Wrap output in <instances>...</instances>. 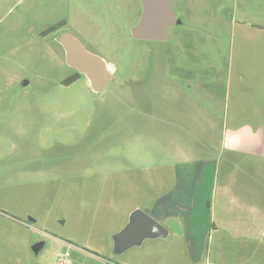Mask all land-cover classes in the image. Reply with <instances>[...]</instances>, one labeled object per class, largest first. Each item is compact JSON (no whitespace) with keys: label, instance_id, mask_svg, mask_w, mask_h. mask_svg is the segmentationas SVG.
I'll return each instance as SVG.
<instances>
[{"label":"rangeland","instance_id":"obj_1","mask_svg":"<svg viewBox=\"0 0 264 264\" xmlns=\"http://www.w3.org/2000/svg\"><path fill=\"white\" fill-rule=\"evenodd\" d=\"M171 8L180 24L149 42L131 34L137 0H0V264H255L247 258L264 254L252 242L264 228V156L234 161L258 143L246 128L264 144V0ZM60 22L115 67L100 92L83 75L63 85L75 70L41 37ZM135 209L168 234L115 254Z\"/></svg>","mask_w":264,"mask_h":264},{"label":"water","instance_id":"obj_2","mask_svg":"<svg viewBox=\"0 0 264 264\" xmlns=\"http://www.w3.org/2000/svg\"><path fill=\"white\" fill-rule=\"evenodd\" d=\"M142 11L137 23L132 27L131 34L136 40L166 41L167 30L176 21L169 0H140ZM56 41L62 47L65 63L78 74L83 75L92 92H100L114 76L115 67L103 58L90 53L69 32L57 36ZM26 83L24 82L23 85ZM33 222V220H31ZM168 232L148 214L140 209L131 212L125 227L113 235V253L121 254L133 246H139L144 240L165 238ZM43 242L32 246V252L38 254Z\"/></svg>","mask_w":264,"mask_h":264},{"label":"crops","instance_id":"obj_3","mask_svg":"<svg viewBox=\"0 0 264 264\" xmlns=\"http://www.w3.org/2000/svg\"><path fill=\"white\" fill-rule=\"evenodd\" d=\"M167 97H169V98H171L172 99V97L173 96H167ZM168 98V99H169ZM170 100V99H169ZM163 103H162V105H164V103L165 102H168L167 101V99H163V100H161ZM178 109V108H177ZM161 111H162V109H161ZM179 111V110H178ZM260 129V128H259ZM258 128L257 129H255V130H252L251 128H246V130H243V133H242V135L244 136V137H246V136H254L253 137V140H255L256 142H258L256 145H250V148H248V150H247V146H244V147H242V148H240L239 150H237V153L236 152H234L235 153V155H234V157H236V159L234 160V161H237L239 158H240V156L241 155H249L250 156V154L251 153H253V155H254V157H258L259 159H260V157H263L264 156V154L262 155V153H261V150H259V148H262L263 146H264V144H261V145H259V143L261 142V141H263V139L261 138V137H259V136H257V135H259V134H263V132H262V130H259ZM210 131H212L211 129H210ZM250 132H252V133H250ZM229 150H231V149H229ZM238 155V156H237ZM226 158H225V160L226 161H230L231 162V158H229L228 156H225ZM205 160V159H204ZM239 161H241L240 162V164H241V166H240V168H242L241 169V172H242V175H248V174H250L249 172H248V169H251L252 168V164H251V162L250 163H248L247 161H244V160H239ZM202 163H197L196 164V166H199V165H204L205 163H204V161H201ZM256 163H260L259 161H257ZM261 164V163H260ZM228 165H230V164H228ZM197 172H200L199 171V169L197 170ZM201 173V172H200ZM251 179H254V177H252V175H251ZM257 180H259V179H257ZM254 193H246V195L248 196V197H250V195H253ZM260 212L262 213V214H264V210H260ZM252 239H254L255 241H252V242H254V243H256L257 244V246L258 247H264V228H262L256 235H255V238H252ZM252 239H250V240H252ZM248 259V261L247 262H253V263H255V264H264V254H258V252H257V254L256 255H254V256H250V257H248L247 258Z\"/></svg>","mask_w":264,"mask_h":264},{"label":"flooded vegetation","instance_id":"obj_4","mask_svg":"<svg viewBox=\"0 0 264 264\" xmlns=\"http://www.w3.org/2000/svg\"><path fill=\"white\" fill-rule=\"evenodd\" d=\"M138 1V3H139V6H140V12H139V16H138V18H137V21L139 20V17H140V14H141V11H142V5H141V1L140 0H137ZM171 2H172V0H169V4H170V7H171ZM172 9V8H171ZM173 11V10H172ZM174 13V12H173ZM175 18H176V21L178 20L177 19V17H176V15H175ZM137 22H135V24H136ZM58 24H60V25H58L55 29H53V30H49L50 28H48L46 31H44V32H42L41 33V37L42 38H44V39H49V38H51L53 41H55L58 45H59V43L56 41V38H57V36L58 35H60L61 33H63V32H69L68 30H66L65 28H66V26H67V24H66V22H60V23H58ZM134 24V25H135ZM180 23H178L177 24V22H175L172 26H170V27H168V30H167V35H168V33H169V31H170V29L171 28H175L177 25H179ZM133 25V26H134ZM70 33V32H69ZM73 37H75L72 33H70ZM76 38V37H75ZM77 39V38H76ZM78 40V39H77ZM168 40V39H167ZM79 41V40H78ZM149 42H151V41H149ZM156 42H163V41H156ZM60 46V45H59ZM60 48L62 49V47L60 46ZM62 51H63V49H62ZM64 52V51H63ZM72 76V75H71ZM65 82V81H64ZM63 82V85H65V83ZM65 86H67V85H65Z\"/></svg>","mask_w":264,"mask_h":264},{"label":"trees","instance_id":"obj_5","mask_svg":"<svg viewBox=\"0 0 264 264\" xmlns=\"http://www.w3.org/2000/svg\"><path fill=\"white\" fill-rule=\"evenodd\" d=\"M58 25H60V24H57V25H55V26H53V27H50V31L51 30H53V29H55ZM80 77V74H78L76 71H75V73H74V75H72V76H70L69 78H67L66 80H65V85H70V84H72L73 82H75L78 78Z\"/></svg>","mask_w":264,"mask_h":264},{"label":"built area","instance_id":"obj_6","mask_svg":"<svg viewBox=\"0 0 264 264\" xmlns=\"http://www.w3.org/2000/svg\"><path fill=\"white\" fill-rule=\"evenodd\" d=\"M58 264H69V261L66 260L65 258H62V256H60L58 259Z\"/></svg>","mask_w":264,"mask_h":264}]
</instances>
